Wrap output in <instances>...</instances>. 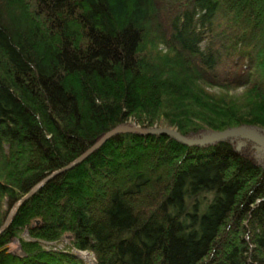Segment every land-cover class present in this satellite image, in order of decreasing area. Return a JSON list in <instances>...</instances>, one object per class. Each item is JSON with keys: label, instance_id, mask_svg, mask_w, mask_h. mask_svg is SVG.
I'll return each mask as SVG.
<instances>
[{"label": "trees", "instance_id": "trees-1", "mask_svg": "<svg viewBox=\"0 0 264 264\" xmlns=\"http://www.w3.org/2000/svg\"><path fill=\"white\" fill-rule=\"evenodd\" d=\"M126 120L264 126V0H0V225ZM0 264H264V168L118 133L21 203Z\"/></svg>", "mask_w": 264, "mask_h": 264}, {"label": "water", "instance_id": "water-1", "mask_svg": "<svg viewBox=\"0 0 264 264\" xmlns=\"http://www.w3.org/2000/svg\"><path fill=\"white\" fill-rule=\"evenodd\" d=\"M122 132H133L140 135L165 134L185 145L208 146L218 142H227L232 148L255 164L264 168V126L258 124L241 123L223 129L201 128L187 133L180 132L176 127L168 124L144 125L134 121H123L102 132L77 157L62 167H59L34 184L10 208L7 216L0 225V233L9 225L18 207L27 198L38 191L49 179L83 161L89 154L97 150L107 139Z\"/></svg>", "mask_w": 264, "mask_h": 264}, {"label": "built area", "instance_id": "built-area-1", "mask_svg": "<svg viewBox=\"0 0 264 264\" xmlns=\"http://www.w3.org/2000/svg\"><path fill=\"white\" fill-rule=\"evenodd\" d=\"M82 257H84L85 259L89 260V261H94L95 260V255L92 251L87 250V249H78L77 250Z\"/></svg>", "mask_w": 264, "mask_h": 264}, {"label": "rangeland", "instance_id": "rangeland-1", "mask_svg": "<svg viewBox=\"0 0 264 264\" xmlns=\"http://www.w3.org/2000/svg\"><path fill=\"white\" fill-rule=\"evenodd\" d=\"M241 90V88H237V91H240ZM129 121H131V120H129ZM7 208V206H6V203L5 202H3V205H2V211H4L5 209ZM9 212V211H8ZM8 214V213H7ZM7 216V215H6Z\"/></svg>", "mask_w": 264, "mask_h": 264}]
</instances>
